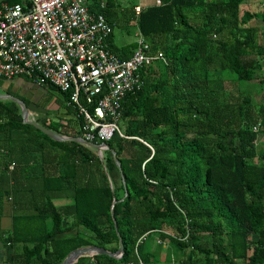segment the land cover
<instances>
[{
    "label": "trees",
    "instance_id": "obj_1",
    "mask_svg": "<svg viewBox=\"0 0 264 264\" xmlns=\"http://www.w3.org/2000/svg\"><path fill=\"white\" fill-rule=\"evenodd\" d=\"M161 1L138 15L136 2L90 5L114 29L130 13L152 48L165 54L143 69L144 87L124 99L127 137L116 133L103 161L91 147L24 123L21 107L0 99V155L8 156L1 162L7 176L0 177V245L10 251L0 264H63L88 245L115 252L119 233L121 258L96 254L75 264H264V139L256 143L264 135V103L244 89L264 69L261 28L244 25L264 22V11L242 12L247 0ZM113 37L110 48L129 57L136 43L118 46ZM259 81L264 89V77ZM64 105L75 125L42 124L83 136L79 109ZM8 198L12 222L5 229ZM151 235L167 242L165 258L146 244Z\"/></svg>",
    "mask_w": 264,
    "mask_h": 264
},
{
    "label": "built area",
    "instance_id": "obj_2",
    "mask_svg": "<svg viewBox=\"0 0 264 264\" xmlns=\"http://www.w3.org/2000/svg\"><path fill=\"white\" fill-rule=\"evenodd\" d=\"M91 1L0 2V82L25 77L39 86L52 85L79 109L83 137L107 143L116 133L127 137L119 126L123 101L144 87L143 69L165 60V54L154 50L141 31L129 57L114 52V26L91 10ZM146 6L136 5V14ZM14 167L15 162L9 166Z\"/></svg>",
    "mask_w": 264,
    "mask_h": 264
},
{
    "label": "rangeland",
    "instance_id": "obj_3",
    "mask_svg": "<svg viewBox=\"0 0 264 264\" xmlns=\"http://www.w3.org/2000/svg\"><path fill=\"white\" fill-rule=\"evenodd\" d=\"M120 1H121V3H123V8H125V7L130 6V4L132 2H136L137 4H139V3H141L142 0H120ZM241 10H242V12L244 10H249L252 12L264 11V0H247V2H245L244 4L241 5ZM250 25L258 26L261 28V31H259V33H258V41H259V43L263 44V42H264V22L261 19L254 18L253 20H251L248 24H246L244 26H250ZM138 31H139V29H138V25H137V20L135 18H133L130 13H128L127 16L120 23L116 24V26H115L114 35H115L116 45H118V46L131 45L132 43L135 42V40L137 38L136 33ZM260 77L261 78L264 77V69L260 73L257 74L254 82H248V83L246 82L245 83L246 86L244 87V89L246 90V92L251 93L259 102L264 103V89H263L262 84L259 81ZM51 91L53 92V89H51ZM0 93H3V88H1V86H0ZM4 100L9 101V99H4ZM32 118L34 119L33 116L31 117V119ZM53 118H54V120H56V117H53ZM119 126L122 129H124L122 120L119 122ZM31 129H32L33 133L36 132L38 135L40 134L36 129H34V128H31ZM29 132H27V133H29ZM25 138H32V136L31 137L26 136ZM263 139H264V135L259 134V136L257 138L258 142L263 140ZM34 143L29 142V144H28L29 147L30 146L32 147L33 145H35ZM259 147H261V146H259ZM53 152L55 153L56 150H53ZM19 156H20V154L18 151L14 155V158L18 159ZM7 159H8V156L6 154L0 155V177H3V178L7 175H6V171H5V166L2 165L1 162H2V160H3V162H5ZM5 184L6 183H4V185ZM12 210H13V207H12L11 200L9 198L5 199V202H4V214L6 215L5 221H11L10 215L12 213ZM253 238L256 239L257 236L254 235ZM146 244L148 246H155L154 249L161 252L162 258H165L166 252H167L166 248L168 245L167 242L166 243H158V238H155L151 235L148 238V240L146 241ZM10 250H11V248H10Z\"/></svg>",
    "mask_w": 264,
    "mask_h": 264
},
{
    "label": "crops",
    "instance_id": "obj_4",
    "mask_svg": "<svg viewBox=\"0 0 264 264\" xmlns=\"http://www.w3.org/2000/svg\"><path fill=\"white\" fill-rule=\"evenodd\" d=\"M141 3L147 6L153 5L154 0H142ZM112 42L116 44L115 35ZM133 49L134 47H132L131 52H133ZM0 86L3 88V93H12L27 98L30 103L31 116L39 123L42 124L44 119L48 120V123H50L54 119L53 117H56V120L62 123H68L70 121L72 125H75L74 119H76V115L70 113L69 109H71V106L66 107L64 105L68 100L63 92L57 91L56 89H53L52 92L49 87L39 86L25 77H16L8 81H1ZM5 216L6 215L3 217L2 225L5 229H10L12 221H5ZM9 252L8 249H3L0 245L1 259Z\"/></svg>",
    "mask_w": 264,
    "mask_h": 264
},
{
    "label": "water",
    "instance_id": "obj_5",
    "mask_svg": "<svg viewBox=\"0 0 264 264\" xmlns=\"http://www.w3.org/2000/svg\"><path fill=\"white\" fill-rule=\"evenodd\" d=\"M0 99H11V100L15 101L21 107L23 122L33 125L35 128L41 130L43 133H45L46 135H48L50 138H52L54 140L74 141V142L82 143L88 147L93 148L97 152V154L100 156L102 161H103V157H104V150L110 149V146L108 143H104V142L97 143V142L89 141L83 136L64 135V134H61L55 130H52V129L44 126L43 124L39 123L35 118L31 119L32 116H31L30 107L27 104V102L23 98H21L20 96H16L12 93H0ZM112 152H113L114 160L117 163V165L121 171L123 182H124L125 188H126V195H127L128 189H127V185H126L124 171L122 168V163L120 162V160L117 156V152L114 149L112 150ZM106 173L108 175L107 169H106ZM111 185H112V183H111ZM115 204H116V200H114V204L112 205V209L114 208ZM112 214L114 215L113 212H112ZM115 228L118 231V223L116 220H115ZM119 237H120L119 249L115 252L110 251L109 249H107L105 247L98 246V245L82 246V247H79V248L72 250L67 255V257L64 259L63 264H75V263H77V261L79 260L80 257L93 256L96 254H105V255H109L110 257L121 258L125 252V245H124V242H123V239H122L120 233H119Z\"/></svg>",
    "mask_w": 264,
    "mask_h": 264
}]
</instances>
